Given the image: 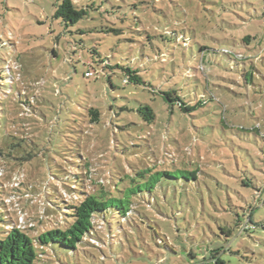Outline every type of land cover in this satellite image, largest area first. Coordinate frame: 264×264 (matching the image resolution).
<instances>
[{"label":"rangeland","instance_id":"374dc122","mask_svg":"<svg viewBox=\"0 0 264 264\" xmlns=\"http://www.w3.org/2000/svg\"><path fill=\"white\" fill-rule=\"evenodd\" d=\"M71 1L87 15L66 27L54 17L60 0H0V108L21 99L35 109V160L0 164L2 232L35 238L59 226L50 176L95 171L102 186L155 188L129 220L106 215L102 244L54 248L53 264H197L220 248L226 264H264V53H223L248 55L234 44L246 33L264 40V0ZM256 14L260 23L249 22ZM95 50L137 69L154 91L124 85L117 71L111 84L84 75ZM169 91L193 111L166 103L160 93ZM144 105L152 124L138 113ZM45 183L48 194L36 191ZM250 207L255 227L239 234L236 215ZM222 227L232 230L227 242Z\"/></svg>","mask_w":264,"mask_h":264},{"label":"trees","instance_id":"16d2710c","mask_svg":"<svg viewBox=\"0 0 264 264\" xmlns=\"http://www.w3.org/2000/svg\"><path fill=\"white\" fill-rule=\"evenodd\" d=\"M86 15L87 12L84 9H77L71 0H60L54 13V17L61 20L66 27L76 24ZM257 15L251 17L248 21L260 23L261 20L258 19ZM246 20L244 19L245 22ZM258 34L260 33H246L243 37L234 41V44L239 43L248 55L244 56L239 52L231 53L228 51L223 53L233 56L234 61L259 59L260 55L264 53V40L260 39L261 35ZM93 53L98 57V62L95 60L87 61L84 65L87 66V72H95L96 79L99 76H105L111 84V75L121 72L124 76L122 80L124 85L133 84L142 87L146 91H154L149 84L143 81L137 69L129 66H112L108 58L103 57L97 50ZM160 94L163 95L164 101L171 107L177 106L184 113L193 111L195 108L188 106L176 91ZM30 103L29 100L21 101L19 99L18 108L21 111L14 106H10V104H1L0 164L2 165L20 169L25 164H30L35 160V109ZM196 105L201 106L200 103ZM138 113L147 124H152L155 120L153 110L147 105L140 106ZM88 114L92 117L91 123L98 121L99 112L96 109L90 108ZM28 126L30 127L29 130H20ZM145 174V172L139 173V176L144 177ZM161 175L171 177L167 172H162ZM189 176L190 179H186L188 181L197 179L194 172H190ZM96 178L95 171L82 175L66 173L60 179L50 176L49 181L55 180L57 183L53 186L51 192L54 193V201L59 203L53 200L47 201L52 206V215L59 220L56 223H60V225L42 232L35 238L17 228H8V230L2 232V225L7 223L6 219H8L5 214V209L8 208L5 197H8V194L4 191V184L0 180V264H53L52 253H54V248L73 253L79 247L89 245V241L92 239H96L102 244L104 241L102 231L106 222V215L118 216L122 222L129 220L134 212V202L142 197L143 193L151 195L152 189L155 188V186L138 185L102 186V182L99 181L100 177ZM48 186V183L42 184V190L36 189V191L47 193ZM58 186H61L62 190L64 189V193L68 197L66 202L62 200V194L56 188ZM253 209L252 207L247 209L248 213L242 220L239 215H236L235 226L239 234L254 229ZM220 230L226 237L225 242H227V239L232 236V230L223 227ZM101 244L96 247L100 248ZM91 247L96 248L95 246ZM224 251L223 248L210 250L208 252L209 256L202 257L197 264H226L221 258ZM189 255L195 258L194 254L190 253Z\"/></svg>","mask_w":264,"mask_h":264},{"label":"built area","instance_id":"2783aa9c","mask_svg":"<svg viewBox=\"0 0 264 264\" xmlns=\"http://www.w3.org/2000/svg\"><path fill=\"white\" fill-rule=\"evenodd\" d=\"M87 77H93L94 76V72L89 71L85 74Z\"/></svg>","mask_w":264,"mask_h":264}]
</instances>
